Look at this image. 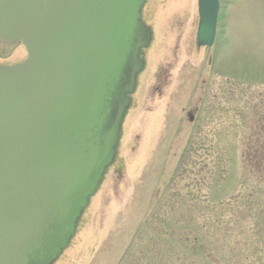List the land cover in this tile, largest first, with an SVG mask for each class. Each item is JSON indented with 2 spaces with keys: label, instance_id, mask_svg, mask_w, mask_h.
<instances>
[{
  "label": "rangeland",
  "instance_id": "1",
  "mask_svg": "<svg viewBox=\"0 0 264 264\" xmlns=\"http://www.w3.org/2000/svg\"><path fill=\"white\" fill-rule=\"evenodd\" d=\"M218 1L211 47L197 0L144 1L115 156L52 264H264V180L240 161L264 120V0ZM25 58L0 41V65Z\"/></svg>",
  "mask_w": 264,
  "mask_h": 264
},
{
  "label": "water",
  "instance_id": "2",
  "mask_svg": "<svg viewBox=\"0 0 264 264\" xmlns=\"http://www.w3.org/2000/svg\"><path fill=\"white\" fill-rule=\"evenodd\" d=\"M144 1L0 0V40L26 52L0 65V264H50L73 236L143 66ZM218 6L197 0V46Z\"/></svg>",
  "mask_w": 264,
  "mask_h": 264
},
{
  "label": "trees",
  "instance_id": "3",
  "mask_svg": "<svg viewBox=\"0 0 264 264\" xmlns=\"http://www.w3.org/2000/svg\"><path fill=\"white\" fill-rule=\"evenodd\" d=\"M254 130L255 134L247 140L240 154V161L245 174L264 180V120H258Z\"/></svg>",
  "mask_w": 264,
  "mask_h": 264
},
{
  "label": "flooded vegetation",
  "instance_id": "4",
  "mask_svg": "<svg viewBox=\"0 0 264 264\" xmlns=\"http://www.w3.org/2000/svg\"><path fill=\"white\" fill-rule=\"evenodd\" d=\"M198 111V106H194V108L192 110H188L187 115L190 118H193V114L192 113H196Z\"/></svg>",
  "mask_w": 264,
  "mask_h": 264
}]
</instances>
